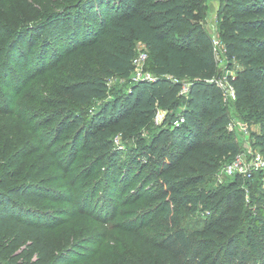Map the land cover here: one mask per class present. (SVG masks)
<instances>
[{"label": "trees", "instance_id": "obj_1", "mask_svg": "<svg viewBox=\"0 0 264 264\" xmlns=\"http://www.w3.org/2000/svg\"><path fill=\"white\" fill-rule=\"evenodd\" d=\"M205 8L203 0H63L40 10L41 21L32 26L36 37L31 39L40 37L43 50L53 44L62 52L65 44L64 54L70 50L83 56L53 93L58 106L51 119L73 131L113 173L122 167L125 173L145 170L156 184L154 195L146 198L172 225L147 241V255L118 264H264V191H247L259 170L251 169L249 178L236 172L213 188L202 185L239 153L227 129L228 105L246 107L264 120V0H224L217 10L226 20L222 47L226 67L233 69L225 75L233 100L217 83L221 75L212 38L199 19ZM10 31L15 44L25 37L21 29ZM137 43L147 54L150 78H131ZM112 74L129 85L108 98L106 77ZM96 100L99 104L92 107ZM79 105L88 107L86 114ZM158 110L163 115L156 125ZM118 135L135 139L125 154L114 146ZM251 137L264 156V129ZM17 177L13 172L0 176V264H23L13 254L6 257L7 234L14 245L27 237L35 240L30 264H77L67 254L50 255L46 228L27 220L24 206L42 196ZM178 210H200L202 225L191 231L176 225L172 215Z\"/></svg>", "mask_w": 264, "mask_h": 264}, {"label": "rangeland", "instance_id": "obj_2", "mask_svg": "<svg viewBox=\"0 0 264 264\" xmlns=\"http://www.w3.org/2000/svg\"><path fill=\"white\" fill-rule=\"evenodd\" d=\"M62 2L0 0V176L13 172L17 177L21 171L15 181L30 185L42 196L39 201L27 200L24 206L28 210L26 219L46 228L51 256L67 254L70 262L77 264H118L132 255H147V241L170 230L172 225L162 218L160 206L146 198L154 195L156 184L145 170L125 173L122 167L113 173L106 161H98L87 152L84 144L74 138L73 131H64L57 120L51 119L54 107L58 106L53 93L60 91L61 81L71 78L83 56L75 57L70 50L64 54L65 44L62 52L53 44L43 50L40 37L31 39L36 37L32 26L41 21L40 10L55 8ZM203 2L206 8L199 17L201 25L222 48L226 20L217 16V10L224 0ZM13 27L26 32L16 44L17 38L10 31ZM138 49L140 43L136 44L135 52ZM215 58L221 77L233 73V69H227L220 50ZM147 66L145 61L142 68L149 71ZM106 78L108 98L128 88L127 80L113 74ZM98 104L96 100L92 107ZM79 106L80 113L88 109L86 105ZM227 110L232 124V129H227L239 145L238 158L242 165H247L249 148L258 150L251 144V133L262 131L264 120L233 103ZM152 131L146 130L143 135L148 137ZM134 141L132 136L118 135L113 143L125 154ZM73 144L74 150L70 151ZM233 159L218 167L220 177L215 173L202 185L213 188L229 178L222 169ZM247 191L256 194L264 191L262 170ZM261 201L254 202L253 209ZM202 215L200 210H178L172 216L176 225L191 231L202 225ZM11 241L5 235L6 257L13 254L15 261L30 264L36 257V251L31 249L35 240L27 237L17 245ZM7 243L12 245L6 246Z\"/></svg>", "mask_w": 264, "mask_h": 264}, {"label": "built area", "instance_id": "obj_3", "mask_svg": "<svg viewBox=\"0 0 264 264\" xmlns=\"http://www.w3.org/2000/svg\"><path fill=\"white\" fill-rule=\"evenodd\" d=\"M212 38V37H211ZM212 50L214 55L218 53V50H220L221 53H223V47L220 48L219 42L215 39L212 38ZM222 45V44H221ZM147 59V54L144 51V49H138L135 52V55L132 59L133 63V73L131 78L133 80H137L140 78H150V72L142 68L143 63ZM218 86L222 89L224 92V97L225 98H235V93L233 87L225 80V76L219 77L217 79ZM183 90H185V87H183ZM163 115V111L158 110L154 116V122H159L161 121ZM183 121V118H179L177 121L178 123ZM232 129V124L231 120L227 124V128ZM240 127V126H239ZM242 127V126H241ZM249 156H250V161L247 163V165H242V161L238 158L239 153L235 155L234 159L232 162H230L227 166L223 167V172L225 175H233L236 172L241 173L245 175L246 178H249L251 176V169H258L259 172L261 170L263 171V179H264V158L261 155V152L257 149L254 148H249V151H247ZM216 175L220 177L219 172H216Z\"/></svg>", "mask_w": 264, "mask_h": 264}]
</instances>
